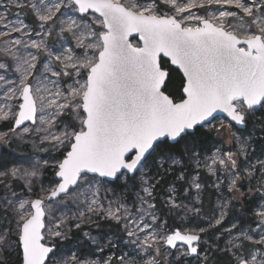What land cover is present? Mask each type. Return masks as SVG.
Instances as JSON below:
<instances>
[{
  "label": "snow or ice",
  "instance_id": "1",
  "mask_svg": "<svg viewBox=\"0 0 264 264\" xmlns=\"http://www.w3.org/2000/svg\"><path fill=\"white\" fill-rule=\"evenodd\" d=\"M0 122V264H264V0H0Z\"/></svg>",
  "mask_w": 264,
  "mask_h": 264
},
{
  "label": "rangeland",
  "instance_id": "2",
  "mask_svg": "<svg viewBox=\"0 0 264 264\" xmlns=\"http://www.w3.org/2000/svg\"><path fill=\"white\" fill-rule=\"evenodd\" d=\"M137 41H135L134 43H136ZM220 119H222L223 117H218ZM236 130V129H234ZM3 131H7V125L5 123L0 122V132ZM253 133V129L251 127V125L248 126L247 129H241L237 132L238 135L241 136H249L252 135ZM20 146L21 149H19L17 146ZM257 148H259V145H257ZM0 151H6L8 154V157L12 160H22L25 159L29 156L35 155L37 158H47V154L43 153V152H35V150L32 148L31 145L25 146L24 144H20V143H13L12 146L10 148H0ZM202 181L207 185L210 184L212 182V178L209 177L206 173H202ZM168 187V185H164L163 186V190H166ZM163 190L162 193L163 194ZM222 195L224 198H227L228 196H230L231 194L227 192L226 189L223 190ZM221 196V193H218L215 189H207L203 200H204V211L207 212L209 211L212 207H214L216 205L217 202V198ZM234 205L236 207H239L238 204H236V202H233ZM102 223H104L105 225H102ZM107 222H103L101 221V227L99 229L96 228L95 224L92 225H86L83 228V231H91L93 235H97L98 233H103V234H107V235H116V236H122L123 234L119 231V228L115 225H111L108 223L106 225ZM169 224L172 227H175L176 224L170 219L169 220ZM111 228H114V230H111ZM72 239L73 241H77L78 239H83L82 233H78L76 230H73V234H72ZM127 238L125 237V240ZM120 247L124 250V251H130V249L128 247H125L124 244H121ZM116 251V250H113ZM106 254H109L106 252Z\"/></svg>",
  "mask_w": 264,
  "mask_h": 264
},
{
  "label": "trees",
  "instance_id": "3",
  "mask_svg": "<svg viewBox=\"0 0 264 264\" xmlns=\"http://www.w3.org/2000/svg\"><path fill=\"white\" fill-rule=\"evenodd\" d=\"M179 74H176V75H174L173 76V80H174V83L176 84V85H178V83H179ZM19 149H21V147L18 145L17 146ZM108 223H106V225H107ZM102 225H105L104 223H102ZM111 230H114V228H111ZM4 259H5V262H6V264H15V260H16V257L13 255V256H11V257H4Z\"/></svg>",
  "mask_w": 264,
  "mask_h": 264
},
{
  "label": "water",
  "instance_id": "4",
  "mask_svg": "<svg viewBox=\"0 0 264 264\" xmlns=\"http://www.w3.org/2000/svg\"><path fill=\"white\" fill-rule=\"evenodd\" d=\"M135 41H137V38L134 37V38H133V43H134ZM137 42H138V41H137ZM223 116H224V114H222V113H221V114H218V117H223ZM237 127H238V126H237Z\"/></svg>",
  "mask_w": 264,
  "mask_h": 264
}]
</instances>
